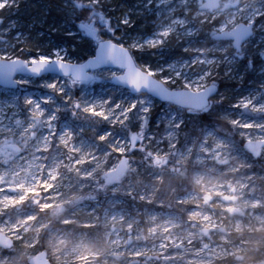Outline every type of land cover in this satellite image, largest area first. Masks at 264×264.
Segmentation results:
<instances>
[{"label": "rangeland", "instance_id": "obj_1", "mask_svg": "<svg viewBox=\"0 0 264 264\" xmlns=\"http://www.w3.org/2000/svg\"><path fill=\"white\" fill-rule=\"evenodd\" d=\"M163 1L158 0L161 8L154 3L151 14L134 17L132 31L174 29L172 18L184 15V24L206 39L200 46L206 56L217 54L210 52L213 44H227L231 55L233 39L214 35L251 25L249 17L264 12V0H219L214 10L203 7L205 0ZM114 2L131 6L135 0ZM185 40L174 35L170 47ZM33 46L29 41L27 47ZM219 71L223 74V65ZM262 81L257 71L242 85L224 82L230 85L224 104L211 113L228 122L236 138L209 123L199 139L187 135L183 141L164 124L159 135L156 127L132 132L127 124L133 117L117 119L102 103L103 95H112L115 103V91L93 94L77 86L64 103L59 87L49 91L39 81L14 92L0 86V232L14 241L10 249L0 247V264H29L43 243L52 264H264V128L232 124L237 118L264 125V116L250 111L241 116L228 108L236 96L258 91ZM32 94L35 99L26 103ZM91 107L112 119L84 110ZM94 122L114 131L91 137L87 129L96 130ZM259 141L263 146L256 148ZM189 165L192 188L176 200L160 197L157 183L166 169L184 174ZM127 195L146 199L150 207L141 212L120 206L119 197ZM62 206L71 208L63 216ZM55 217L62 219L57 226ZM99 226L100 234L92 231Z\"/></svg>", "mask_w": 264, "mask_h": 264}, {"label": "snow or ice", "instance_id": "obj_2", "mask_svg": "<svg viewBox=\"0 0 264 264\" xmlns=\"http://www.w3.org/2000/svg\"><path fill=\"white\" fill-rule=\"evenodd\" d=\"M154 3L162 7L158 0H135L131 6L114 0H0V84L14 92L39 81V87L49 91L59 87L57 94L64 96V103L71 98L66 93L77 86L81 92L93 94L115 91L119 96L115 103L112 95H103L102 103L111 106L117 119L131 116L142 128L159 107L155 127L164 124L166 132H178L185 126V113L206 116L224 104L221 84L225 81L242 85L249 74L259 71L264 75V12L249 17L246 23L250 22L252 31L244 33L247 38L239 49L228 55L227 44H213L210 52L217 54L206 56L200 47L206 39L194 26L184 24V15L172 18L174 29L169 25L166 29L132 31L137 28L134 17L151 14ZM22 5H26L24 13ZM221 27L213 25L215 31ZM57 35L66 39L58 42L53 39ZM174 35L186 37L178 48L170 47ZM29 41L32 48L27 47ZM258 88L255 93L236 96L229 110L241 116L249 111L264 116V81ZM33 99L35 94L26 103ZM43 102H50L49 98L44 97ZM84 110L112 119L95 107ZM232 124L241 130L264 128L237 118Z\"/></svg>", "mask_w": 264, "mask_h": 264}, {"label": "trees", "instance_id": "obj_3", "mask_svg": "<svg viewBox=\"0 0 264 264\" xmlns=\"http://www.w3.org/2000/svg\"><path fill=\"white\" fill-rule=\"evenodd\" d=\"M25 8L26 5H22L21 7V13L25 12ZM54 39L58 42L64 41L66 38L60 35H57L54 37ZM68 43H72L71 40H68ZM76 55H79L80 53L77 52L75 53ZM19 56H26L25 52L24 53H19ZM230 85L229 84H225L222 83L221 84V88H229ZM160 116V108L157 107L155 109V111L152 113L151 115V122L144 126V127H140L138 122L135 119H130V121L127 124V127L134 133H140L143 132V130H148L149 128H155V121L159 118ZM185 126L180 129L178 131V135L180 134L181 139L179 141H183L185 139L184 136H195L197 139H199L204 126H207L209 123H218L220 124L222 127L226 128L227 130L231 131V134L234 138H236V134L234 131V128H231V126L229 125L228 122H226L223 119H219L217 116H214V114H212L211 112L206 115V116H200V117H189L186 113H185ZM94 125L96 127V130L93 129H87L89 135L92 137V134H94L95 138H97V135L100 134L101 132H106V131H114L113 127H110L108 124L103 123V122H94ZM163 124H161V126L159 128L156 127V131H157V135H159V133H161L162 129H163ZM112 129V130H110ZM111 134V133H109ZM184 137V138H183ZM263 167V166H262ZM191 166L189 165L188 168L185 169L184 174H178L175 172H172L169 168L166 169V171L163 174V178L161 179L162 181L158 182V193L160 195V197H168V196H172V199L176 200L177 196L184 193L185 191H188L190 188H192L193 186V180H192V172H191ZM135 178V177H134ZM125 181V180H124ZM125 183V182H124ZM97 190H99L97 188ZM120 206H125L129 209H133L136 208L138 210H140L141 212L145 211L146 207H150L149 203L145 200H136L135 198H132L130 196H120ZM171 204H175L174 202H172ZM136 205V206H135ZM69 206V205H68ZM68 210H71V208L66 207L64 213L61 215L63 216L64 214H66L68 212ZM62 218V217H61ZM62 219H57L55 217V219L53 220L52 225L57 226L58 224L61 223ZM101 228L102 227H93L92 231H96L97 229V233H101ZM89 232L92 234L91 232V228H88ZM49 249V245L46 244H42L41 247H37L36 249H34V251L38 250L37 252L41 251V250H48ZM5 252V251H2ZM36 252V253H37ZM49 252V251H47Z\"/></svg>", "mask_w": 264, "mask_h": 264}, {"label": "water", "instance_id": "obj_4", "mask_svg": "<svg viewBox=\"0 0 264 264\" xmlns=\"http://www.w3.org/2000/svg\"><path fill=\"white\" fill-rule=\"evenodd\" d=\"M219 6V0H205L203 7L209 8L210 10H214ZM251 25H246L240 23L235 29L232 31H227L225 33H217L214 35L216 39H233V45L236 49H239L243 44L244 40L247 38L244 33L251 34ZM0 86L9 88L8 85L0 84ZM263 146V141H259L255 143L256 148H261ZM64 210V206L59 209V212ZM207 232V230H205ZM14 246V241L4 233L0 232V247L3 249H10ZM29 264H52L47 257V253L45 251H40L31 257L28 260Z\"/></svg>", "mask_w": 264, "mask_h": 264}, {"label": "bare ground", "instance_id": "obj_5", "mask_svg": "<svg viewBox=\"0 0 264 264\" xmlns=\"http://www.w3.org/2000/svg\"><path fill=\"white\" fill-rule=\"evenodd\" d=\"M170 0H164L161 4H166L168 3Z\"/></svg>", "mask_w": 264, "mask_h": 264}, {"label": "flooded vegetation", "instance_id": "obj_6", "mask_svg": "<svg viewBox=\"0 0 264 264\" xmlns=\"http://www.w3.org/2000/svg\"><path fill=\"white\" fill-rule=\"evenodd\" d=\"M64 209H65V207H64ZM42 251V250H41ZM45 251V250H44ZM40 252V251H39ZM47 253V252H46Z\"/></svg>", "mask_w": 264, "mask_h": 264}]
</instances>
